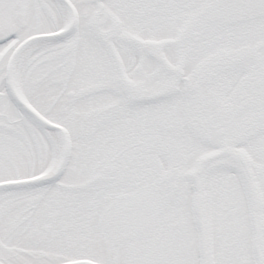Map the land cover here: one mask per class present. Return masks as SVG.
<instances>
[{"label":"snow or ice","instance_id":"6c2138e0","mask_svg":"<svg viewBox=\"0 0 264 264\" xmlns=\"http://www.w3.org/2000/svg\"><path fill=\"white\" fill-rule=\"evenodd\" d=\"M0 264H264V0H0Z\"/></svg>","mask_w":264,"mask_h":264}]
</instances>
